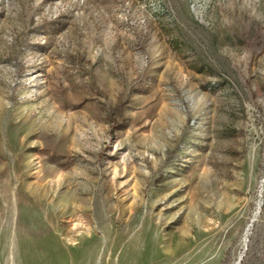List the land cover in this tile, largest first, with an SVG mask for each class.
<instances>
[{
	"label": "rangeland",
	"instance_id": "rangeland-1",
	"mask_svg": "<svg viewBox=\"0 0 264 264\" xmlns=\"http://www.w3.org/2000/svg\"><path fill=\"white\" fill-rule=\"evenodd\" d=\"M0 264H264V0H0Z\"/></svg>",
	"mask_w": 264,
	"mask_h": 264
}]
</instances>
